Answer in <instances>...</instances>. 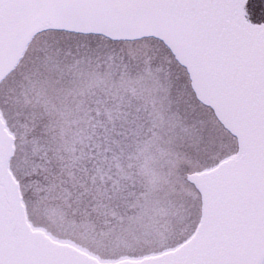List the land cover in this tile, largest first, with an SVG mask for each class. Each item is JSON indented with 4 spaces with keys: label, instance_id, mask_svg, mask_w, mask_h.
<instances>
[{
    "label": "snow or ice",
    "instance_id": "obj_1",
    "mask_svg": "<svg viewBox=\"0 0 264 264\" xmlns=\"http://www.w3.org/2000/svg\"><path fill=\"white\" fill-rule=\"evenodd\" d=\"M0 264H264V0H0Z\"/></svg>",
    "mask_w": 264,
    "mask_h": 264
}]
</instances>
